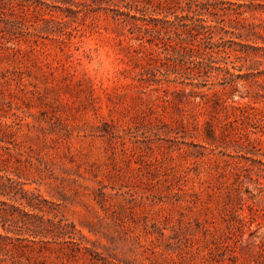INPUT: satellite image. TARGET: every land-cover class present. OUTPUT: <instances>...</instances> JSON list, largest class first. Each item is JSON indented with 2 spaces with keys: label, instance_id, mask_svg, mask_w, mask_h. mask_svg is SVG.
Masks as SVG:
<instances>
[{
  "label": "rangeland",
  "instance_id": "rangeland-1",
  "mask_svg": "<svg viewBox=\"0 0 264 264\" xmlns=\"http://www.w3.org/2000/svg\"><path fill=\"white\" fill-rule=\"evenodd\" d=\"M245 2L198 87L125 1L0 13V264H264V0Z\"/></svg>",
  "mask_w": 264,
  "mask_h": 264
},
{
  "label": "trees",
  "instance_id": "trees-1",
  "mask_svg": "<svg viewBox=\"0 0 264 264\" xmlns=\"http://www.w3.org/2000/svg\"><path fill=\"white\" fill-rule=\"evenodd\" d=\"M110 3L112 0H0V13L15 9L23 11L41 10L43 6H52L58 9L68 8L71 5H79L87 2ZM126 11L122 15H128L138 27L146 31L161 33L158 23H163L166 31H174L179 37L180 59L186 65L188 60L193 67H183L182 70L168 71L166 77L173 75L174 81L198 87L202 77H209V60L218 56L220 60L227 62L229 52L214 40L217 26L227 19L239 20L243 14L242 7L249 5L245 0H122ZM117 4V2H114ZM132 12H134L132 14ZM148 16V18H146ZM206 69L201 76L196 70ZM205 77V78H206ZM205 80V79H204ZM30 207L36 208V204L28 201ZM36 235V234H35ZM3 235L0 234V237ZM34 242V239H30Z\"/></svg>",
  "mask_w": 264,
  "mask_h": 264
}]
</instances>
